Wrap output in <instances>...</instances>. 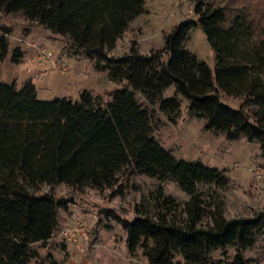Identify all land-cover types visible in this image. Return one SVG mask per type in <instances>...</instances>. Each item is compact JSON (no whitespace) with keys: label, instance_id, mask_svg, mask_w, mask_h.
I'll use <instances>...</instances> for the list:
<instances>
[{"label":"trees","instance_id":"16d2710c","mask_svg":"<svg viewBox=\"0 0 264 264\" xmlns=\"http://www.w3.org/2000/svg\"><path fill=\"white\" fill-rule=\"evenodd\" d=\"M145 0H0V11H20L27 18L66 34L75 51L94 59L116 85L107 98L83 89L79 97L40 99L29 78L16 87L0 81V264H29L33 242L51 239L65 200L50 191L35 193L39 182L110 187L117 171L172 178L188 194L184 216L175 218L176 201L165 195L154 215L137 213L123 220L129 249L141 246L148 264H250L243 248L264 227V214L226 217L219 205L201 224L205 205L197 183L224 185L227 176L200 160L176 157L159 143L150 125L157 105L174 120L180 96L187 112L228 138L244 133L264 154V24H255L244 6L194 0L196 19L185 18L164 34V44L147 52L133 43L128 51L109 54L116 38L144 11ZM200 23L214 49L213 69L184 45L189 29ZM9 26L0 23V59L8 52ZM165 54V56H164ZM23 49L14 45L10 59ZM174 84L171 94L163 90ZM219 90L240 97L223 102ZM137 93L141 95V99ZM234 245L216 257L213 249ZM182 260L174 259V252Z\"/></svg>","mask_w":264,"mask_h":264},{"label":"rangeland","instance_id":"374dc122","mask_svg":"<svg viewBox=\"0 0 264 264\" xmlns=\"http://www.w3.org/2000/svg\"><path fill=\"white\" fill-rule=\"evenodd\" d=\"M205 1L244 6L255 24H264V0ZM193 6L194 0H145L144 11L130 21L107 52L119 55L128 51L131 43L143 52L162 47L165 32L175 23L185 18L196 19ZM0 23L10 28L8 52L0 59V81L14 80L19 87L29 78L40 99H51L55 95H70L76 99L83 89L107 98L106 91L116 85L104 69L95 67L94 59L71 48L66 34L54 32L18 10L0 11ZM14 45L23 49L18 61L10 59ZM184 45L209 65L215 82L216 54L199 22L189 29ZM173 88V83L168 85L163 94H171ZM137 95L141 99V95ZM179 96L180 108L174 120L168 119L157 105L150 109V125L156 139L176 157L200 160L216 166L227 176L224 185L197 183L205 205L200 223L211 222L209 212L215 204L226 217L264 214V169L259 178L249 170L255 163L264 168V154L258 141L244 133L228 138L224 132L206 127L204 117L189 114L188 99L182 94ZM219 96L232 107L240 105L238 95L219 90ZM116 175V182L110 187L71 186L63 181H42L36 187H28L35 193L50 191L66 202L58 208L59 225L52 238L32 243L36 254L29 264H148L141 246L128 248L123 220H131L137 213L154 215L160 210L158 197L165 195L174 198L173 216L181 219L188 194L172 178L158 179L143 172H129L126 168L118 170ZM233 251L234 245L227 244L211 252L222 257ZM243 252L251 257L250 264H264V227ZM174 259L183 258L175 251Z\"/></svg>","mask_w":264,"mask_h":264},{"label":"built area","instance_id":"2783aa9c","mask_svg":"<svg viewBox=\"0 0 264 264\" xmlns=\"http://www.w3.org/2000/svg\"><path fill=\"white\" fill-rule=\"evenodd\" d=\"M263 169L264 168L259 163L251 164L249 166V170L252 172L253 175H255L256 178H259L261 176Z\"/></svg>","mask_w":264,"mask_h":264}]
</instances>
